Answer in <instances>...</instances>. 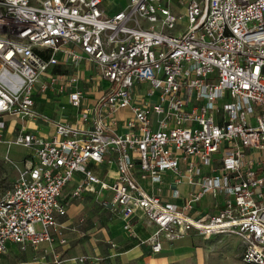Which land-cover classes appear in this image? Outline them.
I'll return each instance as SVG.
<instances>
[{"label": "built area", "instance_id": "2783aa9c", "mask_svg": "<svg viewBox=\"0 0 264 264\" xmlns=\"http://www.w3.org/2000/svg\"><path fill=\"white\" fill-rule=\"evenodd\" d=\"M104 1L0 0V143L29 153L0 199V253L8 243H66L63 191L76 181L72 198L98 186L111 190L112 201L102 203L127 232L138 212L154 224L143 241L153 254L164 240L192 232L234 234L243 241L244 263L264 264V0H128L112 16ZM83 83L92 84L93 98ZM64 93L82 125L36 110L37 95ZM87 98L93 103L85 105ZM8 118L21 126L5 142ZM37 120L52 122L55 134L33 133L28 125ZM217 154L220 164L213 165ZM106 160L118 169L112 183L90 166ZM167 171L200 186L184 207L139 183H161ZM207 193H225V205L189 216Z\"/></svg>", "mask_w": 264, "mask_h": 264}, {"label": "crops", "instance_id": "0c3cea01", "mask_svg": "<svg viewBox=\"0 0 264 264\" xmlns=\"http://www.w3.org/2000/svg\"><path fill=\"white\" fill-rule=\"evenodd\" d=\"M106 2L109 0L104 1L103 9L112 16L121 11L127 5L128 0H113V10L104 6ZM177 12L182 13V10H177ZM83 69L85 76H90L93 73L89 63L85 62ZM54 70L67 72L70 67H57ZM82 86L86 91L92 89V84L89 83H83ZM87 94L93 98L90 90ZM91 98L85 99L84 104H92L94 100ZM35 102L36 110L48 116L52 121L60 120L73 125H82L79 111L69 105L67 93L52 95L49 99L37 95ZM6 121L5 142L12 141L21 126L18 120L13 118H8ZM28 126L33 133L46 138H51L55 134V126L52 122L37 120L29 123ZM124 131L125 129L121 127L120 132ZM2 144L4 142L0 143V145ZM220 156L219 154L215 156L213 165L220 164ZM28 157L29 153L26 150L23 163ZM90 166L106 182L112 183L118 176L117 166L110 164L108 160L101 165L91 163ZM184 168L185 164H182V170ZM211 169L212 166L202 167L203 172H210ZM75 177L80 180L82 175L76 173ZM200 177L201 175L195 176L196 182ZM139 183L149 194L160 197L163 202L174 203L180 207H184L191 196L200 189L199 185L190 183L185 174L177 176L171 171L163 174L161 183H153L150 179L142 178H139ZM75 186L76 181H72L63 191V199L69 201L67 215L60 217L66 243L61 244L57 239L53 244L44 243L38 247L29 246L25 249H22L18 244L8 243L7 251L0 253V264H86L79 261V258L83 256H87L91 260L87 264H167L171 260L170 255L164 254L166 245L171 242L164 240L163 250L159 254H153L150 245L143 243L150 238L156 230V226L149 223L141 212H138L134 217L132 234L124 229V221L109 208H103L94 217L92 216V223L89 224L84 215L86 207L82 204H74V202L91 197H98L101 201H112L114 193L111 190H101L98 186L95 193H85L82 197L72 198ZM226 199L225 193L217 195L207 193L201 199L194 201L187 213L193 218L215 214L225 205ZM74 207L77 210L72 211L71 209ZM194 233L197 234L196 232L190 234Z\"/></svg>", "mask_w": 264, "mask_h": 264}, {"label": "rangeland", "instance_id": "374dc122", "mask_svg": "<svg viewBox=\"0 0 264 264\" xmlns=\"http://www.w3.org/2000/svg\"><path fill=\"white\" fill-rule=\"evenodd\" d=\"M104 6L113 10V0H109ZM186 21L185 18L183 23L186 24ZM103 86L108 88L109 84L103 82ZM25 153V148L14 143L0 145V199L6 196L16 182L19 172L24 166ZM74 204H82L86 207L84 213L87 215H84L89 224L92 223V216L94 217L101 209L106 208L98 197L77 200ZM71 210H77V208L74 207ZM244 250L243 241L237 235L217 234L205 237L194 233L166 245L164 254L171 256V260L167 264H245L242 259ZM90 261L88 258L85 263H90Z\"/></svg>", "mask_w": 264, "mask_h": 264}]
</instances>
